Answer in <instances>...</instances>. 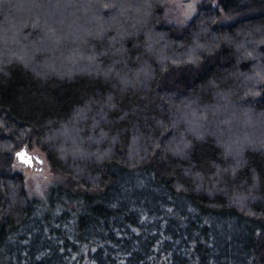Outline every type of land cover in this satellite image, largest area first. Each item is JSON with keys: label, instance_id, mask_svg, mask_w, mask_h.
I'll list each match as a JSON object with an SVG mask.
<instances>
[{"label": "trees", "instance_id": "1", "mask_svg": "<svg viewBox=\"0 0 264 264\" xmlns=\"http://www.w3.org/2000/svg\"><path fill=\"white\" fill-rule=\"evenodd\" d=\"M170 2L0 0V264H264V0Z\"/></svg>", "mask_w": 264, "mask_h": 264}, {"label": "rangeland", "instance_id": "2", "mask_svg": "<svg viewBox=\"0 0 264 264\" xmlns=\"http://www.w3.org/2000/svg\"><path fill=\"white\" fill-rule=\"evenodd\" d=\"M201 1L202 0H172L169 6L165 9V17L170 20V22L184 24L196 14L198 4ZM236 17V15L233 16L222 12L219 22L226 23ZM258 70L260 69L258 68ZM252 118H254V116H252ZM195 121L199 123L198 119H195ZM244 124L246 127H249L251 122L249 123V120L246 119ZM195 126H197V124ZM239 141L240 139L237 140L238 143ZM25 148L32 155L33 165L30 166L20 162L17 160V156H15L13 163L14 169L20 171L24 175V184L27 195L29 197H38L42 201H45L48 188L53 184L64 183L65 177L52 170L45 158V154L39 148L24 147V149Z\"/></svg>", "mask_w": 264, "mask_h": 264}, {"label": "water", "instance_id": "3", "mask_svg": "<svg viewBox=\"0 0 264 264\" xmlns=\"http://www.w3.org/2000/svg\"><path fill=\"white\" fill-rule=\"evenodd\" d=\"M17 153H24V154H26V155H25V159H21V157L18 156ZM17 153H16V155H17V160H18V161L23 162V163H25V164H28V165H30V166L33 165L32 155H31L26 149L23 148V149H21L20 151H18ZM28 158H30V162H25V160H27Z\"/></svg>", "mask_w": 264, "mask_h": 264}, {"label": "snow or ice", "instance_id": "4", "mask_svg": "<svg viewBox=\"0 0 264 264\" xmlns=\"http://www.w3.org/2000/svg\"><path fill=\"white\" fill-rule=\"evenodd\" d=\"M18 156L21 157V159H25V155L24 153H17ZM25 162H30V158H28L27 160H25Z\"/></svg>", "mask_w": 264, "mask_h": 264}]
</instances>
